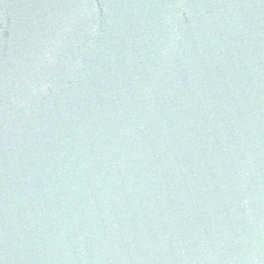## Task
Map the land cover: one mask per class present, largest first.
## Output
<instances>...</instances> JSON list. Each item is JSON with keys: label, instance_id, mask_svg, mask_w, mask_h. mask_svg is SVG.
<instances>
[{"label": "water", "instance_id": "water-1", "mask_svg": "<svg viewBox=\"0 0 264 264\" xmlns=\"http://www.w3.org/2000/svg\"><path fill=\"white\" fill-rule=\"evenodd\" d=\"M0 264H264V0H0Z\"/></svg>", "mask_w": 264, "mask_h": 264}]
</instances>
